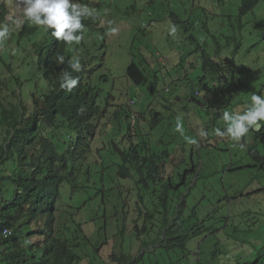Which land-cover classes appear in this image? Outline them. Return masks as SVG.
I'll return each instance as SVG.
<instances>
[{"label": "rangeland", "instance_id": "rangeland-1", "mask_svg": "<svg viewBox=\"0 0 264 264\" xmlns=\"http://www.w3.org/2000/svg\"><path fill=\"white\" fill-rule=\"evenodd\" d=\"M1 1L9 5L6 21L12 14L20 17V23L12 27L10 38L0 45V54L10 65V69L2 67L0 70L5 82L1 87L3 105L8 107L9 101L20 102L26 111H30L31 93L39 95L46 92L48 85L38 75L37 79H29L31 72L27 62L31 41L24 39L17 43V33L23 23L18 0ZM80 1L94 8L95 13L93 26L83 31L80 43L74 46L79 47L78 51L83 55L86 79L98 91V104L102 110L107 104V108L113 109L118 103L127 111L143 113L144 118L140 121L137 119L135 126L138 124L141 140L149 147L148 151H144L147 156L160 155L163 150L180 156V148L187 143L184 155L187 159L188 148H194L198 172L188 190L181 186L180 199L185 197L181 212L185 218H189L188 223L203 222L209 229L192 236L185 247L175 250L166 248L165 244L162 248L158 244L153 248L147 234L137 235L142 221L133 223L129 226L131 232L122 235L123 200L134 207L141 194L145 196V203L153 206L158 203L159 192L154 187L148 191L142 190V183L136 182L139 179L137 174L129 178L116 176L115 167L120 163L115 157L118 156L117 152L112 154L102 149L101 145L99 156L91 154L84 161L85 164L79 166V171L83 169L78 181L82 190L70 186L69 192H65V198L60 201L57 229L70 224L73 209L68 204L74 200V196L80 197L85 199L83 206L88 211L84 212V208L80 212L75 210L74 217L83 222L87 234L92 235L96 231L100 234L103 246L101 256L124 252L138 259L134 264H198V257L206 249L215 250L216 246H222L225 250L226 232L233 231L236 226L234 221L237 218L233 216L238 206L241 207L242 203L250 205L254 198L253 207L256 210L258 205L264 206L262 190L260 194L252 193L248 196L250 198L239 193L244 192L246 186L264 187V178L251 185L250 170L234 169L241 157L243 162L246 151L240 150L238 145L234 146L230 137L215 134L217 128L223 130L226 127L223 112H242L251 106L253 93L264 95V0H259L242 17V26H239L238 18L242 0ZM173 27L175 32L172 31ZM203 54L216 61L225 58L233 60V66L227 71H233L236 83L241 88L228 93V103L223 108L219 109V105L226 100L219 95L220 91L206 90L207 95L203 87H197L193 97L188 87L191 82L195 87L202 82ZM131 62L147 70V81L139 86L131 85L126 78L125 69ZM12 73L18 75V83L8 80ZM217 87L224 89L223 83L217 84ZM128 97L133 99L130 107L127 105ZM151 104L154 112L162 114L159 125H150L152 115L148 113V107ZM112 120L111 116L110 125ZM120 125L121 128L118 126L110 137L123 147L119 136L126 129L123 124ZM105 127L109 128V124L107 126L105 120L100 119L98 130ZM134 131L135 127L131 126L130 132ZM3 135L0 130V143ZM132 139L137 142V137L133 136ZM94 144L95 149L98 144ZM104 144L108 147V143ZM171 167L168 164L166 170H173L179 176L184 172H180V167ZM166 178L168 175H164L163 179ZM155 187L161 189L160 185ZM87 213L90 214L89 218ZM224 215H229L227 221H220ZM86 220L89 222L86 223ZM104 221L105 230L99 233L97 229ZM93 222L95 224H91ZM247 223L243 222L242 225L247 227ZM157 230L155 227L154 235ZM237 230L236 237L242 239L244 232L238 227ZM227 251L238 256L241 247L240 251H235V246ZM226 259L225 264L232 263V258ZM82 264H90L88 256L84 257Z\"/></svg>", "mask_w": 264, "mask_h": 264}, {"label": "trees", "instance_id": "trees-1", "mask_svg": "<svg viewBox=\"0 0 264 264\" xmlns=\"http://www.w3.org/2000/svg\"><path fill=\"white\" fill-rule=\"evenodd\" d=\"M258 1H241L239 26H242V17L253 9ZM5 11L6 5L0 3V21L3 20ZM93 17L94 15L83 21L84 30L93 26ZM50 33L51 30L42 32L37 26L29 27L24 24L17 34L18 43L24 39L31 41L27 62L31 72L29 79H37L39 76L38 78L44 79L48 85L46 92L39 95L31 93L30 111H26L20 102L9 101L8 107L3 105L1 87L5 82L0 75V130L4 134L0 143V264H82L85 256L89 257L90 264H134L138 261L124 252L101 256L100 249L103 246L100 234L98 235L97 231L92 235L87 234L83 222L74 217L75 210L80 212L84 208V212L88 211L83 206L84 198L74 196V200L68 204L73 209L70 213V224L57 229L60 201L65 198V192H69L70 186L72 189L82 190L78 181L83 169L79 171V166L85 164L84 161L91 154L96 153L99 156L101 147L112 154L117 152L118 156H114L120 163L115 167L116 176L129 178L137 174L139 179L136 182L142 183L141 189L148 191L154 187L153 189L159 192L158 202H162L164 206L160 207L158 203L148 206L145 204V196L141 194L134 207L124 199L120 233L128 234L131 232L129 226L142 221L140 230L137 226V235L147 234L153 248L156 244L159 248L165 244L166 248L172 250L185 247L189 238L209 229L203 222H187L189 218H185L181 212L184 201L179 204V211H176L177 207L172 204L176 202L175 198L179 197L182 186L181 178L176 179L178 173L172 170L166 179L161 175L168 164L175 167L177 163H183L185 160L181 156L172 157L168 150L161 151L160 155L144 154L149 147L141 140L142 134L138 124L134 126V133L130 132V127L133 126L129 122L130 111L118 103L113 109L107 108V104L102 110L98 104L97 89L85 77L87 68L82 65L83 55L79 53L77 44L74 46L58 41ZM57 55H63L66 62L58 65L55 62ZM72 58L80 61L82 70L73 73V76L79 77L80 83L69 92L60 87V76L63 70L71 71L68 69V62L72 61ZM230 66H233V60L229 58L215 61L209 55L203 54L202 70L207 74L201 77L202 82H198L197 87H203L207 94L206 90L209 91V88L216 91L220 89L216 83H223L224 89L219 93L223 98L231 91L237 92L241 85H237L233 71H227ZM2 67L10 69L4 56L0 54V70ZM126 74L129 83L136 86L145 83L148 78L147 70L135 62L128 65ZM207 75L210 79H206ZM8 80L18 83L19 77L12 73ZM188 87L195 97L198 88L194 87L192 82ZM152 111L149 110L152 115L150 125L157 122L159 124L161 118L153 117ZM110 114L113 118L111 125ZM142 118L143 113L139 112L138 120ZM100 119L105 120L109 128L98 130ZM119 122L126 129L119 136L122 138L123 147L110 137L112 131L118 130V126L121 128ZM133 136L137 137V142L133 141ZM94 141L98 144L95 149ZM104 143H108V147ZM244 144V148H240L246 151L243 162L241 157L234 169L250 170L252 185L264 178V122H261L258 129L253 128L249 132ZM184 148L185 146L182 147ZM191 164L195 169L198 167V163H194L192 158ZM158 185L160 190L155 187ZM256 186H246L245 191L239 193L250 198L248 196L252 193L260 194L261 190L264 192V187ZM253 201L246 206L242 203L241 207L236 208V215L233 216L237 218L234 222L244 232V237L238 240L235 233L238 230L234 226L233 231L226 232L225 250L222 246H216L215 250L202 251L197 260L198 264H225L226 258L229 257L232 258L231 264H264V206L258 205L256 210ZM171 208H175L174 218L169 217ZM87 215L89 218L90 214ZM228 216L224 215L220 221H227ZM244 218L247 219L241 220ZM105 222L100 223L102 225L97 229L99 233L105 230ZM243 222H248V226L244 227ZM155 227L158 230L154 235ZM4 229H9L11 233L3 236ZM93 237L95 238L92 239ZM234 246L235 251H240L241 247L238 256L227 251Z\"/></svg>", "mask_w": 264, "mask_h": 264}, {"label": "clouds", "instance_id": "clouds-1", "mask_svg": "<svg viewBox=\"0 0 264 264\" xmlns=\"http://www.w3.org/2000/svg\"><path fill=\"white\" fill-rule=\"evenodd\" d=\"M0 3H4L6 5V11L3 20L0 21V45H3L11 36L13 25H18L20 23V17L16 14H12L9 20L6 21L9 5H7L4 1H1ZM18 4L21 7L22 19H23V23L21 25L19 32L21 31L24 24H27L29 27L37 26L42 30V32L44 31L47 32L51 30L50 34L52 37L56 38L58 41H63L66 44L80 43L82 39V32L85 27L83 21L87 18L92 17L95 13L94 8H91L88 5L83 4V2L80 0H18ZM113 31H115V29H113ZM172 31L175 32V27H173ZM55 62L58 65H61L66 62V59L63 55H57L55 58ZM127 67L125 69L126 78L128 77L126 74ZM68 69H71V71L68 70L62 71V74L60 76V87L64 90L71 92L80 83L79 77L73 76L74 72L79 73L82 70L80 61L78 59L74 61H69ZM202 74H203L202 76H205L207 73L202 72ZM207 79L210 78L208 77ZM127 80L129 82L128 78ZM209 89L215 90L212 88ZM221 90L222 89H219L218 91H220L221 93ZM224 98L226 101L223 103V105L222 104L219 105V109L225 107L226 104L228 103V96H225ZM132 103H133V99L131 97H128L127 105L130 107ZM150 109L153 110L152 111L153 117L162 118L161 113L154 112L155 110L152 108V104L151 106L148 107V113H150L149 112ZM129 111H130L129 122L133 126H135L139 116V112L133 110H129ZM158 114H160L161 116H158ZM133 116H134V120H133ZM222 116H223V120L226 122V127L223 130L217 128L215 130V134L221 137L228 136L234 142V146L238 145L240 148H244L245 146L244 140L249 134V132L253 128L260 126L261 122H264V95H257L253 93L251 96V106L248 107L246 110L242 112L225 111L222 113ZM157 125H159L158 122ZM185 144H184L185 146L184 149H182V147L180 148V152H182L180 156L182 159L185 160L184 161L185 163L184 162L179 164L177 163V166L175 167L172 166L171 164L172 166L171 168L180 167L181 169L180 172L184 170L183 174L178 176L181 178L182 187L188 190L190 185L194 183L193 178L198 172V167L195 169L193 164L190 165V158H192L194 163H196L194 160V148H188L187 159L184 156L187 147V145ZM171 156L179 157V154L178 155L172 154ZM166 169L165 172L161 174L163 177L164 175H167L171 172V171L168 172ZM132 177H135V175L133 174ZM180 196L181 194H179V197L177 198L176 202L172 203L173 205H175V207H177L176 211L180 210L179 204H181L183 201H184L183 207L185 205V197L183 196L182 199H180ZM158 204L160 205V207H164L162 206V202H158ZM174 211L175 208L174 209L171 208V210H169L170 218H174ZM4 230L2 233L3 236H6L11 233L9 229H7L9 233L5 235Z\"/></svg>", "mask_w": 264, "mask_h": 264}, {"label": "built area", "instance_id": "built-area-1", "mask_svg": "<svg viewBox=\"0 0 264 264\" xmlns=\"http://www.w3.org/2000/svg\"><path fill=\"white\" fill-rule=\"evenodd\" d=\"M133 120H134V116H133ZM9 233V231L7 230V229H5L4 230V234L6 235V234H8Z\"/></svg>", "mask_w": 264, "mask_h": 264}, {"label": "water", "instance_id": "water-1", "mask_svg": "<svg viewBox=\"0 0 264 264\" xmlns=\"http://www.w3.org/2000/svg\"><path fill=\"white\" fill-rule=\"evenodd\" d=\"M155 116H156V114H155Z\"/></svg>", "mask_w": 264, "mask_h": 264}]
</instances>
